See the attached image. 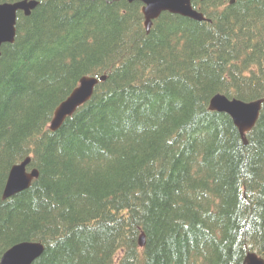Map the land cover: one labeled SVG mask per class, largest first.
I'll return each instance as SVG.
<instances>
[{"label":"trees","instance_id":"obj_1","mask_svg":"<svg viewBox=\"0 0 264 264\" xmlns=\"http://www.w3.org/2000/svg\"><path fill=\"white\" fill-rule=\"evenodd\" d=\"M192 3L204 21L163 12L148 32L140 2L39 0L19 13L0 49V256L35 240L31 264L264 258V102L247 143L207 107L216 93L264 96V0ZM103 74L51 132L79 79ZM27 155L38 177L2 200Z\"/></svg>","mask_w":264,"mask_h":264},{"label":"water","instance_id":"obj_2","mask_svg":"<svg viewBox=\"0 0 264 264\" xmlns=\"http://www.w3.org/2000/svg\"><path fill=\"white\" fill-rule=\"evenodd\" d=\"M135 1V0H128ZM143 3V23L147 29L152 23V19H156L163 11L173 14H179L195 20H203L204 16L201 12L195 10L191 0H137ZM233 3L234 0H229ZM35 5L34 1H17L14 3H0V44L2 42H12L15 35L16 11L23 10L26 14ZM101 79L104 76L100 77ZM97 79L94 77H82L80 86L74 88L69 96L59 104L56 109L55 117L52 124L57 122L61 117L71 113L74 109L86 101L93 90ZM264 97L252 101H243L240 99H228L224 95L216 94L209 100V108L228 113L234 125L237 127L239 134L245 141L244 132L249 130L258 118L261 104ZM14 167L10 174L9 180L4 190L3 197H7L11 193L22 190L29 186L30 179L37 175V171L33 170L31 174L24 175L22 173L23 165ZM138 242L144 245V234L139 236ZM43 251V246L39 243L22 242L8 249L0 259V264H30ZM244 264H264V261L257 257L254 253H249L244 259Z\"/></svg>","mask_w":264,"mask_h":264},{"label":"bare ground","instance_id":"obj_3","mask_svg":"<svg viewBox=\"0 0 264 264\" xmlns=\"http://www.w3.org/2000/svg\"><path fill=\"white\" fill-rule=\"evenodd\" d=\"M79 86H80V80L78 81V84L75 86V88H78ZM93 91H94V89L92 90V93H91L90 96H92ZM71 92H72V91H71ZM86 102H87V101H86ZM86 102H85V103H86ZM83 104H84V103H83ZM83 104H82V105H83ZM73 113H74V112L72 111L71 113L66 114L64 117L62 116L61 119H59L57 122L51 124V125L48 127V129H49L51 132H54V131L58 130V129L62 126L64 120H65L67 117L71 116ZM30 161H31V159H30Z\"/></svg>","mask_w":264,"mask_h":264}]
</instances>
